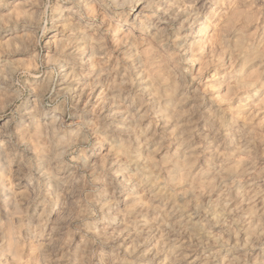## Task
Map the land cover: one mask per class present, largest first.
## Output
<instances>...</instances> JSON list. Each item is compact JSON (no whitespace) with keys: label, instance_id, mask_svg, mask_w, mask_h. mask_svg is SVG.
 Here are the masks:
<instances>
[{"label":"clouds","instance_id":"obj_1","mask_svg":"<svg viewBox=\"0 0 264 264\" xmlns=\"http://www.w3.org/2000/svg\"><path fill=\"white\" fill-rule=\"evenodd\" d=\"M0 264H264V0H0Z\"/></svg>","mask_w":264,"mask_h":264}]
</instances>
